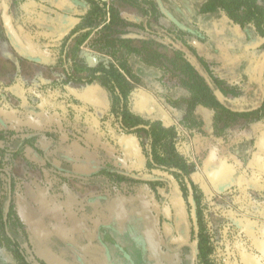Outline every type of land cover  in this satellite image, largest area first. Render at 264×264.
Listing matches in <instances>:
<instances>
[{"label":"crops","instance_id":"obj_1","mask_svg":"<svg viewBox=\"0 0 264 264\" xmlns=\"http://www.w3.org/2000/svg\"><path fill=\"white\" fill-rule=\"evenodd\" d=\"M105 1L123 13L117 48L147 38L166 51L169 27H226L195 18L203 0ZM89 9L86 0H0V264H19L18 247L29 264H191L202 226L213 264H264V87H252L263 91L258 103L223 100L219 89L222 106L177 92L173 102L163 87H189L157 84L166 67L148 63L123 116L102 77L113 61L99 48L106 23L85 27ZM207 40L211 50L187 36L221 78L263 84V49L226 34ZM161 121L174 128L172 159L152 150Z\"/></svg>","mask_w":264,"mask_h":264},{"label":"trees","instance_id":"obj_2","mask_svg":"<svg viewBox=\"0 0 264 264\" xmlns=\"http://www.w3.org/2000/svg\"><path fill=\"white\" fill-rule=\"evenodd\" d=\"M86 1L89 2L92 9H89L86 12L85 18L83 17V22L86 23L85 27H95L101 23H106L101 37L102 44L99 45V48L103 53L110 55L113 58V61L103 65L102 77L104 83L113 93L116 107L117 105H121L119 106L120 108L117 107V113L121 112L123 116H126V114L122 109V106L125 105L122 101L125 100L127 96L133 94L132 91L135 88L133 87L134 83L142 82L143 72L146 69L144 66H148L149 63L153 67H158V65H154V62L160 65L164 64L166 67L165 69L162 66H159L165 73L167 70L178 72V75L182 78L181 83L188 86L190 89L189 92H184L179 86L175 87L174 91H171V88L166 87L168 89L162 90L166 100L173 102L177 101L175 98L177 92L204 101V103L210 100L213 105L222 106L223 103H221V99L218 100L219 97L217 94L210 91L213 90V87H219L222 81L210 73L203 56H195V52L192 53L194 56L190 54L189 51H191V46L185 38L191 34H194V37L199 38V41L202 42L205 50H207V48L211 50L210 46L214 48L212 44L215 42L212 41L211 44L210 41L207 40L208 37H219L220 39L222 35L225 34L233 38L232 41L233 43H236L235 46H237L238 40H241L243 44L241 48H252L257 51L264 50V0H203L201 11L195 18L202 23L215 16L220 22L224 21V23H226L224 33L220 32L219 29L215 31L211 30L209 31V34L206 32L204 33L200 28L198 30L189 27L175 29L169 27L166 29L164 36L167 34L166 37L173 38L171 39L173 41V46H175V41H177L181 42L184 47H187L186 50L182 47H175L173 52L174 55L172 56H168L159 51V49L153 48V45L148 46L149 42L147 43V38H143V43L140 48L130 47L129 44L124 42L118 46V49L115 38L112 37V33L118 31L115 27H117L118 21L123 20V13L116 10L114 7H112L109 12L107 9V1L105 0ZM121 1L134 4L142 9L145 8L139 0ZM94 11L97 12L95 19H93V15L96 14ZM145 13L155 14L156 12L145 9ZM108 16H110L111 19L110 22L107 23ZM148 20L149 17L147 18V21ZM142 21H144V19ZM178 31L180 32L179 34H177ZM215 46H217L216 50L219 48L221 52L223 50H229V52H231V48L224 47L222 42H216ZM248 59H250V57ZM239 67L240 66H238V68ZM149 72L155 74L154 70ZM164 92H166V94ZM222 92L225 94L224 90H222ZM150 134L152 136V150L156 155H161L163 158L169 159L175 157L173 127H167L161 121L153 125L152 129H150ZM210 240L211 237H209L205 228L202 226L199 229L197 238V264H213L210 258L212 250ZM18 250L20 257L22 258L19 264H29L24 251L19 247Z\"/></svg>","mask_w":264,"mask_h":264},{"label":"rangeland","instance_id":"obj_3","mask_svg":"<svg viewBox=\"0 0 264 264\" xmlns=\"http://www.w3.org/2000/svg\"><path fill=\"white\" fill-rule=\"evenodd\" d=\"M179 33L180 32L178 31L177 34H179ZM114 34L112 36H115ZM166 35L163 36V38L166 39L167 41H170L171 39H173L172 37L171 38L166 37ZM183 37H185V36H183ZM185 39H187V38H185ZM178 45H179V47H182L184 50L187 49V47H184L181 42H178ZM75 47H76V45H75ZM161 49H162L161 52L164 51L165 53H169L170 50L174 49V47L172 45H169L168 49L165 51L164 47L161 46ZM189 52H190L191 55L194 56V54H195V56H196V55L201 54L202 51H201V47L200 46L199 47H195V45H194V47H191V51H189ZM192 53H194V54H192ZM172 55H174V53H172ZM201 56H203V55H201ZM203 58H204V61L207 63V68L209 69L210 73L215 75V76L217 75V77L222 81L221 85L219 87H213V90H210L211 92L214 93L218 89L221 90L220 94H219V97L222 98L223 100H225L226 97L228 98L229 95H232L233 98H234V96H236L237 98H239L240 101H245V102L248 101V103H258L257 101L262 99L260 97H262V94H263L262 92L263 91L259 90V92H255L252 89V87H254V89H255V87H264V80H263V84H261L260 81L253 74L252 75L251 74L250 75H246L244 78H239V77L238 78L237 77L228 78V79L221 78L219 76L220 74H218L219 73L218 67L214 63L208 65V62L205 59L206 57L204 56ZM176 74L178 75V72H175L173 70H168L165 74L162 75L161 79H163V81L162 82L157 81L158 82L157 84L160 85V83H161L162 86H165L164 82H166V80L168 82L170 81L171 83H173L174 80L181 82L182 81L181 76L178 75V76H176V79L174 78L175 77L174 75H176ZM168 82H166V84H167L166 86H168ZM224 87H241L243 89V92L241 94H239V95L236 94V93H233V92H230V94H227V92H225V94H224L222 92ZM153 88L158 89V90L160 88L162 89V87H160V86H158L157 88L156 87H153ZM165 89H168V88L163 87V90H165ZM228 100L231 101L230 97L228 98Z\"/></svg>","mask_w":264,"mask_h":264},{"label":"water","instance_id":"obj_4","mask_svg":"<svg viewBox=\"0 0 264 264\" xmlns=\"http://www.w3.org/2000/svg\"><path fill=\"white\" fill-rule=\"evenodd\" d=\"M89 56V59L90 60H93V59H96V57L94 55H88ZM9 209V207H8ZM192 250H193V253H192V263L191 264H196V248L195 246H192Z\"/></svg>","mask_w":264,"mask_h":264}]
</instances>
